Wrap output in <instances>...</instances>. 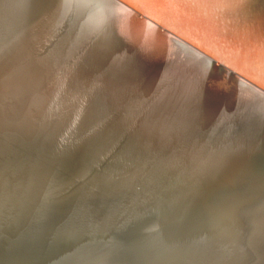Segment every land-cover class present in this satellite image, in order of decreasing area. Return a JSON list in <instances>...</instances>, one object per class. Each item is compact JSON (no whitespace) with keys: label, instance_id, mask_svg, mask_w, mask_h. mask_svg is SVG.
<instances>
[{"label":"water","instance_id":"obj_1","mask_svg":"<svg viewBox=\"0 0 264 264\" xmlns=\"http://www.w3.org/2000/svg\"><path fill=\"white\" fill-rule=\"evenodd\" d=\"M91 2L0 0V264H190L199 245L219 246L192 206L161 226L131 206V178L105 176L150 162L135 137L117 142L134 143L129 152L108 150L131 131L107 112L103 78L183 158L219 219L264 248V0ZM79 12L91 33L76 32L94 49L76 62L53 28ZM70 163L83 168L42 172ZM246 256L238 263L264 264ZM209 258L195 264L223 259Z\"/></svg>","mask_w":264,"mask_h":264},{"label":"bare ground","instance_id":"obj_2","mask_svg":"<svg viewBox=\"0 0 264 264\" xmlns=\"http://www.w3.org/2000/svg\"><path fill=\"white\" fill-rule=\"evenodd\" d=\"M10 1L16 6H22L23 4V0ZM91 1L93 0H88V2L92 4L93 2ZM41 3L48 5V3L46 2ZM42 4H27V6L32 9L31 14L34 17L36 16V14H41L42 11L40 10L44 7V5ZM105 5L110 9V12H113V14L117 15L118 11L116 9H114L113 11L111 5H109L108 3H105ZM46 10L48 15L50 11H48V9ZM85 16H87L86 19H84ZM86 20H89L88 14L86 12L72 13L69 14L68 20L64 21L66 22V24L63 23V25L65 24L64 26L61 24L53 28V31L55 33L53 34L54 38H62L64 40L66 39V46L69 48V51L74 50L75 52H78V55L74 54L75 58H73L76 62L77 59L81 61L84 59L91 60L93 58V55L91 53H88L93 52L94 49L91 48L90 42L92 40L90 36H83L79 33L80 31L76 32L77 30L75 29L77 25H79L80 23H84L85 27L87 28L85 33L90 34V24L87 27ZM120 20L123 19L121 18ZM35 21V18L31 19L30 24H34ZM42 24L44 25V20L41 22V24L33 25L32 29H34L35 31V28L40 27V25L42 26ZM120 25H123V22ZM114 26L118 28L119 23H115ZM124 27L126 26L124 25ZM40 31H42V27L40 28ZM18 51L21 53H23L24 51L25 53L28 52V50H25L23 48H18ZM34 51L35 47L34 49L32 48L29 51L30 55L33 54ZM31 62L33 63L30 66V69L33 71V73L38 74L39 70H41V62L39 61V57L34 56ZM83 65H85V67L87 68H91V64L89 61H84ZM79 66H82V63L78 65V67ZM83 78L84 76H82V78L80 79ZM106 81L107 79L103 78V80L99 82L97 86L99 87V92L102 95H105L106 101H104V105L106 107V110L110 109V112H112L115 121H117L118 123L123 122L125 124L123 125L131 131L124 138L117 137L113 140L110 137V139L112 140V144L108 146V150L111 152L112 150L116 151L118 150V148H121L122 146L117 143L120 139H122L120 143L124 145L127 140H133L135 137L134 143L138 144V146H142V149L145 150L148 157L147 159L150 162V164H146L144 162L141 163L137 161V163H133L131 166L120 169V171L116 173L104 171L105 176L117 178L118 181L124 179L127 180L129 178H131L130 180L134 181L132 182V184H129V186H131L130 189L132 190L128 191L130 193L128 197L136 195L135 199H129L131 206L136 205L137 207H143V209L145 208L146 211L148 209L153 219L156 221L155 223H159L161 226H163V218L167 219L168 217H170L172 218V220L175 219V217L177 219L182 218L180 217L181 215H176L174 217V214H171L172 209L181 208L185 210L186 208H189V206H192L196 211L194 220L199 227L200 233H202V235H206L209 241L218 243L219 246H215L212 250L213 252L208 253L206 247L203 248V246H200L198 244L199 249L195 251L192 256L190 255V257H192L191 261L189 262L190 264H195V261L198 260L195 258L198 257H210V261L211 259L212 261L214 260V256L220 258L223 257L222 261L218 264H230L233 261H235V264H239L238 262L241 261L244 255H247L246 257L253 255L264 257V248L257 245L258 242H256L254 239L239 236L238 233L234 232L227 225H225L222 220L219 219L211 206L210 198L207 197V194L205 193L203 188L199 186V183L197 180H195L193 173L185 165V161L183 160V158H181L180 155H176L177 152L173 150L172 146H169L163 140H159L152 133L147 124H144L140 120L141 118L136 119V114L133 113L134 107L131 106L126 99L123 100L121 98V95H119L111 85L107 86L106 84L108 82ZM101 91H103L104 93H102ZM221 106L222 105H220V108ZM260 130H262V132H260V134H262V137L257 138L259 145L260 143H264V126H262ZM252 135L255 136V133ZM133 144H125L126 147L122 148L124 151L129 152V150L132 149ZM172 153L174 154L172 155ZM134 159L138 158L134 156L133 160ZM169 167H171V169ZM74 168L77 169L83 167H80L74 163H70L53 168L48 167L42 170V172H62V170H69ZM29 172L33 174L37 171L33 170ZM128 182L130 181H124L123 183ZM190 240L191 242H193V239ZM233 255H235V257L232 259Z\"/></svg>","mask_w":264,"mask_h":264},{"label":"snow or ice","instance_id":"obj_3","mask_svg":"<svg viewBox=\"0 0 264 264\" xmlns=\"http://www.w3.org/2000/svg\"><path fill=\"white\" fill-rule=\"evenodd\" d=\"M68 7H71V5H68Z\"/></svg>","mask_w":264,"mask_h":264}]
</instances>
